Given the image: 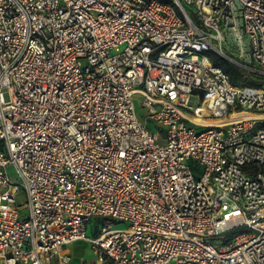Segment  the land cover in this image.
I'll use <instances>...</instances> for the list:
<instances>
[{"label":"built area","instance_id":"2783aa9c","mask_svg":"<svg viewBox=\"0 0 264 264\" xmlns=\"http://www.w3.org/2000/svg\"><path fill=\"white\" fill-rule=\"evenodd\" d=\"M211 52L264 77V0H0L1 264H264V118L219 119L264 87Z\"/></svg>","mask_w":264,"mask_h":264},{"label":"rangeland","instance_id":"374dc122","mask_svg":"<svg viewBox=\"0 0 264 264\" xmlns=\"http://www.w3.org/2000/svg\"><path fill=\"white\" fill-rule=\"evenodd\" d=\"M231 39H233V35L231 36ZM243 42L244 44H247L246 36H243ZM133 99H134L136 114L138 115L140 119L143 120L145 108L141 104L142 97H140L139 95H134ZM148 125H150L151 128H154L152 123H149ZM8 170H9L10 176L12 177V180L16 181V172L13 166L9 165ZM16 197H17V204L21 205L24 201L23 190L21 188L19 189ZM97 223L98 222L96 219H92L88 223L87 230H86L87 236H94L96 234ZM113 225L116 228L124 229L127 227L128 224L125 221H118V222H115ZM66 248H68L69 253H70L71 264H93L95 260V255L93 253V249L89 242L85 240H81V239L76 240L74 242L67 244Z\"/></svg>","mask_w":264,"mask_h":264},{"label":"trees","instance_id":"16d2710c","mask_svg":"<svg viewBox=\"0 0 264 264\" xmlns=\"http://www.w3.org/2000/svg\"><path fill=\"white\" fill-rule=\"evenodd\" d=\"M210 57L213 64L222 67L229 74L232 82L234 83L249 82L255 85L257 84L261 86L264 85V83L258 82L264 77L256 75L254 72H251L249 70L243 69L216 53L211 52ZM250 168H249V172L250 171L252 172L259 169V166L252 165Z\"/></svg>","mask_w":264,"mask_h":264},{"label":"bare ground","instance_id":"6f19581e","mask_svg":"<svg viewBox=\"0 0 264 264\" xmlns=\"http://www.w3.org/2000/svg\"><path fill=\"white\" fill-rule=\"evenodd\" d=\"M264 87V85H262ZM209 109H212L210 105H208ZM219 119L222 122H230L232 120L238 119V118H248V117H259L264 118V113H252L247 111H232L230 114L226 113L225 111L221 110L219 114Z\"/></svg>","mask_w":264,"mask_h":264}]
</instances>
